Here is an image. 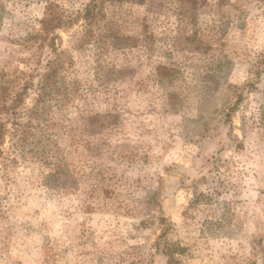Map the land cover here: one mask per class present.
<instances>
[{
    "label": "rangeland",
    "instance_id": "374dc122",
    "mask_svg": "<svg viewBox=\"0 0 264 264\" xmlns=\"http://www.w3.org/2000/svg\"><path fill=\"white\" fill-rule=\"evenodd\" d=\"M0 264H264V0H0Z\"/></svg>",
    "mask_w": 264,
    "mask_h": 264
},
{
    "label": "trees",
    "instance_id": "16d2710c",
    "mask_svg": "<svg viewBox=\"0 0 264 264\" xmlns=\"http://www.w3.org/2000/svg\"><path fill=\"white\" fill-rule=\"evenodd\" d=\"M53 7V5L52 6H50V10H51V8ZM46 24H48V25H50L51 24V22L50 21H46ZM48 25H46V26H48Z\"/></svg>",
    "mask_w": 264,
    "mask_h": 264
}]
</instances>
